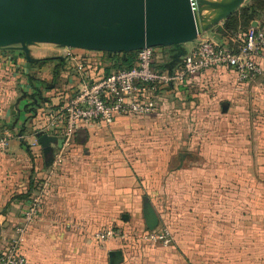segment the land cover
I'll use <instances>...</instances> for the list:
<instances>
[{
	"label": "rangeland",
	"instance_id": "obj_1",
	"mask_svg": "<svg viewBox=\"0 0 264 264\" xmlns=\"http://www.w3.org/2000/svg\"><path fill=\"white\" fill-rule=\"evenodd\" d=\"M242 19L238 17L228 31L234 35L232 41L241 40L236 32L243 31ZM223 23L224 19L218 26ZM19 46L0 47V55L24 56ZM28 47L31 56L53 57L64 46L35 42ZM84 49L71 47L76 53ZM101 61L115 69L105 54ZM67 70L72 77L77 74ZM65 72L57 78L48 74L46 81L53 82L46 90L50 96L52 88H62ZM13 83V90L1 86V97L18 91L21 82ZM166 98L151 115H118L111 123H93L86 144L76 145L78 153L86 156V147L95 161L134 165L138 176L154 178L150 188L139 181L146 188L138 193L152 195L158 215L155 226H167L174 236L170 244H151L153 251H146L163 258L156 264H264V76L243 84L228 67H213ZM224 100L230 103L227 111L233 112L226 118L221 116ZM4 102L0 100V113ZM214 113L219 117H212ZM214 127L217 132L208 134ZM119 223L120 228L105 224L90 234L99 240L96 231L108 227L122 229L112 237L124 242L142 237L143 229ZM177 255L182 256L178 261Z\"/></svg>",
	"mask_w": 264,
	"mask_h": 264
},
{
	"label": "crops",
	"instance_id": "obj_2",
	"mask_svg": "<svg viewBox=\"0 0 264 264\" xmlns=\"http://www.w3.org/2000/svg\"><path fill=\"white\" fill-rule=\"evenodd\" d=\"M258 16L250 20V25L264 24V10ZM219 24L199 34L195 39L185 42V49L201 38H210L222 45L236 47L240 42L239 39L236 42L232 41L233 33L220 30ZM236 33H238L236 36L240 38L244 30ZM157 48L155 56L159 60L158 64L167 67L166 64L171 60L175 47L163 45ZM11 55L12 60L0 55V71L5 73L4 75L0 73V88L9 86L13 90L14 81H20L21 87L13 96L10 94L11 90L4 96L6 98L3 102L7 101L9 96L12 100L7 101L10 102L7 106L4 102L5 109L3 108L4 110L0 113V249L6 246L10 236L13 235L15 225L22 221V213L29 199L27 194H23L31 187V179L35 176L42 179L46 170V165L43 164L45 161L43 148L36 136L37 133L47 132L44 130L43 114H38L37 121L33 123L40 132H34L27 125L29 116L36 111V107L45 105L48 110L50 106L44 102V99L46 96L50 97V94L39 80H32L40 90L38 92L30 83L29 76L46 79L50 72L54 75L56 67L61 72H65L66 68L72 70L71 67L65 66V62L68 66L69 62L55 53L52 59L40 65L36 71L25 56L17 52ZM56 57L63 63L60 64ZM258 60L264 67V50L260 52ZM65 73L68 74L64 81L68 83L72 75L68 70ZM199 75L193 74L188 82L197 80ZM2 76L4 77L1 78ZM239 81L244 84V81ZM63 84L64 82L62 86ZM54 90L52 88V91ZM178 91H167L161 102ZM222 112L225 113H221L222 117L232 116L233 113L227 110ZM214 114L212 117H219L216 113ZM93 123L100 122H92L77 128L66 158L50 177L42 211L29 224L22 241L26 264H105V262L110 264L108 252L112 249L122 251V259L114 264H156L163 260L159 253L148 254L149 251H153V246L147 242L137 239L124 242L119 237L96 240L90 234L91 230L105 224L121 226L120 221L131 226L129 228L134 226L138 229L148 228L147 217H151L152 220V215L149 214L151 211L158 219L152 195L138 193L146 186L152 187L154 178L147 180L146 175L144 178L138 176L134 165L122 166V163L104 164L100 160L95 161V157L91 156V150L86 147L83 148L86 156L78 153L76 145L86 144L95 128ZM217 130L214 127L208 134H214ZM19 131L21 136L18 134ZM57 143L59 139L57 142H51L52 150ZM28 148L33 156L28 152ZM109 158L112 160L113 156ZM167 174L165 171L163 176ZM139 181L143 184L146 182V186L141 185ZM145 201H148V204H145ZM179 258L182 256L177 255V261Z\"/></svg>",
	"mask_w": 264,
	"mask_h": 264
},
{
	"label": "built area",
	"instance_id": "obj_3",
	"mask_svg": "<svg viewBox=\"0 0 264 264\" xmlns=\"http://www.w3.org/2000/svg\"><path fill=\"white\" fill-rule=\"evenodd\" d=\"M240 39L236 47H230L210 38H201L186 49L181 61L171 69L157 63L159 60L155 55L159 46H145L137 49L131 66L115 68L96 79H92L87 70L86 58L92 56L96 62L101 61L103 51L85 48L76 53L71 47L64 46L55 52L67 60L77 74L63 85L69 88L61 103L47 110L44 130L57 135L59 143L52 150V159L43 178L29 196L22 221L15 225L13 235L0 249V264H26V256L21 250L24 235L29 223L39 216L50 177L63 162L78 127L92 122L111 123L118 115L156 113L164 93L179 90L193 74L208 68L229 67L241 81L263 77L264 67L258 56L264 50V24L249 25ZM7 54L4 58L12 60L11 53ZM119 232V229L104 227L98 229L95 236L102 240L119 235ZM141 239L150 244H170L174 236L167 226L162 225L148 228Z\"/></svg>",
	"mask_w": 264,
	"mask_h": 264
},
{
	"label": "water",
	"instance_id": "obj_4",
	"mask_svg": "<svg viewBox=\"0 0 264 264\" xmlns=\"http://www.w3.org/2000/svg\"><path fill=\"white\" fill-rule=\"evenodd\" d=\"M245 0H0V47L19 43L28 61L29 44L128 52L145 46L175 47L166 66L171 69L186 52L184 43L208 31ZM252 25H255L254 23ZM19 99V98H18ZM229 102H221L226 111ZM21 136V131L18 132ZM45 165L52 159L55 134L37 133ZM148 204V201H145ZM147 217L149 229L158 219ZM109 263L122 259L120 249L108 252Z\"/></svg>",
	"mask_w": 264,
	"mask_h": 264
},
{
	"label": "trees",
	"instance_id": "obj_5",
	"mask_svg": "<svg viewBox=\"0 0 264 264\" xmlns=\"http://www.w3.org/2000/svg\"><path fill=\"white\" fill-rule=\"evenodd\" d=\"M263 10H264V0H249V1H247L246 4L240 5L231 14H229L226 18H224V23L222 25H220L219 28H220V30L225 31V32L230 31V29L232 28L231 26H233L235 24V21L238 19V17L243 16V19H242V22H243V25H244L243 26V30L245 31L247 29V27L250 25V20L255 18V17H257L260 14L259 12L263 11ZM101 51H103V50H101ZM136 52H137V50H132V51H128V52H112V53L109 54L107 51H103L102 54H105L106 61H108V62L111 61L112 63H114L115 68H121V67H129V66H131L133 64V62L135 60ZM51 58H53V57L52 56H44V57H40L37 61H30V63H32L33 65L37 64L38 66H40V65L44 64L45 62L49 61ZM56 58H58V57H56ZM58 60L60 61V64L63 63V62H61L62 60L60 58H58ZM86 62H87V66H88L87 70L89 71L90 74H92L91 75L92 79H96V78L102 76L103 74L108 73L109 71H111V70H109V65H106V63L105 62L103 63L102 61L96 62L95 58L92 57V56L87 57L86 58ZM159 66L163 67L164 65L160 64ZM57 68L58 67H56V69L54 70V77L53 78H57V76H59V74H60V71ZM229 69H231V68H229ZM3 77L4 76H2L1 78H3ZM29 78H30V83L33 85V87L38 92H40V90H38V87H36L33 84L32 80H37V81L39 80L42 84L45 83L44 84V88L46 90L53 86V82L50 83L49 81H46V79H40V78L38 79V77H35L33 75H30ZM63 82H64L63 85H67V81H63ZM8 88H9V86H8ZM67 88H69V86L68 87L67 86H65V87L62 86V88L55 89L54 90L55 91L54 95L53 96L49 95L50 97L46 96L45 99H44L45 100L44 102L48 103L50 107H56L57 105H59L61 103L63 94L66 92ZM10 89H12V88H10ZM0 98H1L0 100H3L6 97H3V96L1 97V95H0ZM46 107L47 106H45V105L44 106L40 105L36 109V111L32 115L29 116L30 120H29L27 126L31 130H33L34 132H40V129L34 125L35 121H37V115L38 114L39 115H40V113L43 114V116H42L43 118L42 119H43V122L45 121L44 123H46V119H47V109H46ZM149 115H151V114H149ZM141 116H144V115H141ZM74 137H75V135H74ZM28 152L31 154V156H33L30 149L28 150ZM67 153H68V151L66 152L64 159L66 158ZM43 164L45 166V161H44ZM39 179H41V178H39V176H35L34 179L32 178L31 181H30L31 187L28 190H26L24 192V194L23 193L22 194L23 195L27 194V196H30L31 192L36 187L35 185L39 181ZM45 199H46V193H45L44 197L42 198L40 213H41L43 205L45 203ZM40 213H39V215H40ZM117 228H120V226L117 227ZM119 230L122 231V229H119ZM146 230H148L147 227L144 228L142 232L139 231V234L140 233L141 234L144 233ZM138 240L139 241L141 240L143 242H147V241H145V240H143L141 238L140 239L138 238ZM21 250H22V248H21Z\"/></svg>",
	"mask_w": 264,
	"mask_h": 264
}]
</instances>
